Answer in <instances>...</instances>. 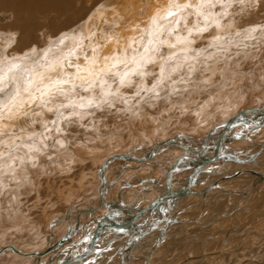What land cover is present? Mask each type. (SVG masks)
Instances as JSON below:
<instances>
[{
    "label": "bare ground",
    "instance_id": "6f19581e",
    "mask_svg": "<svg viewBox=\"0 0 264 264\" xmlns=\"http://www.w3.org/2000/svg\"><path fill=\"white\" fill-rule=\"evenodd\" d=\"M17 1L21 3L25 0ZM59 1L61 0H26L25 2L28 7L37 4H42L41 7H44L52 4L57 7L59 11L63 12L68 6V3L64 5L63 3H59ZM224 1L225 0H114L113 2L111 1L110 4H104L103 2V6L99 5V7L90 12L88 19L83 23L81 28L63 38L59 45L44 49L42 52L44 54L38 61H33L30 58L31 56H26L27 53L22 57L23 60H20V63L13 57L14 54L18 55V57L19 55L22 56L21 53H16V47L11 48L14 44L12 43L14 32H8L5 38H0V92L2 90H7L9 86L7 96L0 98V238L7 239L9 234L14 235L15 232L22 233L29 228L31 233L34 232L33 239L30 242H26L25 244L12 242L11 244L3 245L2 248H0L1 256L2 254H11L12 251H18L19 256L26 258V264L29 262V264H61L66 261L67 258H69L67 262L73 259L76 261V258L78 260L83 255L80 259L82 263L84 259L95 253V248L102 253V251L107 250L109 247L108 245L106 247V244L102 242L97 243L96 241L94 243L92 239L95 236L96 238L100 237V240L102 239L103 241L105 237L103 234L106 230H109L112 235L119 233L120 230L124 232L122 234L130 233L128 230L130 225L124 223L126 219H119L120 223L117 225L122 224L119 230L113 229L112 227H106L105 230H103L101 229V225L107 223L105 219L103 220L105 213L97 215L98 211H106L108 208L106 200L108 203H113L115 201L116 194H114L115 191H112V187L113 185L118 187L119 178L116 177V180L113 179V181L111 177L115 175V170L121 163L124 165H122V171H127L126 169L130 168L133 169L131 173L136 170L137 165H161V167L167 171L165 173V180H167L166 183H164L166 186L165 190L167 191L168 185L174 190L176 189V187H173L174 183L184 181V179L180 178H187L183 177L182 170L195 168V166L191 163L184 162L182 165L180 164L181 169L171 171L170 173L169 170L171 167H167L166 163L163 162L156 163L154 162L155 160L153 161V158L161 156L165 151H170L171 153L175 150L184 151L180 154L181 157L179 160L185 156H199L200 159H203L207 157V154L211 152L210 150L215 147L222 134L221 130H217L216 133L208 135L212 129L234 118L242 110L255 109L258 107L264 111V102H261L256 107L245 108L237 113V105L239 106L241 102L244 103V99H242L243 93L239 96L240 90L238 94H236V90H232V86V88H226L229 83L225 82L231 77L232 83L230 84L236 87L238 81L245 79L247 76L243 71V69L246 71L247 67L242 63L249 61L253 63L259 61L264 62V45L261 44L258 51L257 49L252 51L251 48V43L254 39L258 40L262 39V37L264 39V34H262V32H264V26L262 27V31H253L238 37L236 34H238L239 27H241L239 23H242V19L245 18L250 22L256 9L253 7L254 11L246 9L245 5L254 0H244V2H246L243 6H239L240 8H235L238 4L235 2L237 0ZM217 3L222 4L220 10H217L219 9L216 7ZM211 6L217 9H212L210 8ZM229 12L235 13L234 19L228 17L231 16ZM191 14H194V16ZM257 14L256 12V15ZM79 19H81V16ZM77 22L78 21H75L69 24L72 25ZM199 22L205 26H203V28L198 27L197 23ZM252 28L256 30L254 26ZM61 29L62 27L60 30ZM225 32L229 33L225 34ZM22 33L23 32H21V35ZM225 35L230 38L225 39ZM245 37H253L254 39L252 38L253 40L251 39V42H248L249 39L239 43L232 42V39L239 41L241 38ZM18 40L22 41V38ZM246 43H250L251 47H247ZM19 46L20 43L18 49ZM194 50H197V52ZM259 54H261V57ZM9 55H12V57ZM4 61H6L5 64L3 63ZM16 62H18V65L15 64ZM232 63L234 66H240V69L232 68ZM207 64L210 66V69L200 74L198 69L201 67L203 68L204 65ZM249 65L251 64L249 63ZM263 65L261 68L256 67V70H258L257 68H259V70L262 69L260 72L262 71L263 73L261 72V74L264 76ZM256 75L255 73L254 76ZM218 76H225V87L223 90H219L218 92L215 91L217 92V96L214 97L213 101L205 100V102H203L204 98H202L203 96H201L200 93L202 91H197L196 89H200L201 86L196 83L199 80L201 82L202 80L203 82L207 80L206 83H203V86H210L207 83L212 78L213 80H211V82H214L216 80L214 78H219ZM259 76L261 75L259 74ZM188 80L193 81L190 84L191 86L188 85ZM216 82H218V79ZM179 87L182 88L181 92L183 94L176 97L179 92L177 91L178 93H174ZM190 87L194 90L192 89L193 91L191 90V92L187 94ZM151 91H153V94H151L150 97L157 98V100H160L161 96H166L163 102L160 100L159 103H156L158 104V106H156L157 111L151 109V107L153 108L155 105L153 104L152 106V103L150 104L147 102V99H145L147 98V94ZM172 94H174V96ZM263 96H261V98ZM199 99L202 101L200 102ZM218 100L225 101V104L223 103V106L214 109L217 103L214 102ZM196 101L200 102L202 105L195 109V112L199 114L197 120L200 122L195 128L202 129L205 124L212 122L211 118L222 116L221 123L215 126L211 125L208 129L209 132L206 137L208 138L207 143L210 147L203 156L194 155L192 151H199L203 147L206 137L203 138L199 135L200 138L198 136V141L194 142V139L189 136L192 132L187 134L186 131H179L180 133L168 137L167 127H165L167 121L165 123L163 122L165 119L168 120L172 107L178 106V108L176 107L177 109H183V113H187L191 109L192 104H195ZM139 102H142V104L140 103L141 105H139ZM134 103L138 104L139 107L135 108V106L133 109L132 106ZM200 103L196 106L200 105ZM96 107L100 108L101 112L97 111ZM106 111L110 112L113 116L105 115ZM260 114V111H256L241 115L240 118L234 120V127L230 129L229 134L239 139L242 138V135L246 134L243 131L245 128L247 133L264 129V118H261ZM160 115H162V117ZM226 115L229 116L226 117ZM254 116L259 118V120L248 123V121L251 120L250 118ZM162 118H164V120ZM70 120L75 122L73 125H77V122H79L78 124H82L81 127L83 126L85 130V135L83 137H71L69 136L70 133L69 135L65 133L66 128L69 129L72 126L68 128V126L65 125V123H71ZM240 127L242 128L239 129ZM159 133L162 134V138L158 143L147 145L140 144L144 140H147V138L151 139ZM193 133H196V130L195 132L193 131ZM71 134L73 133L71 132ZM230 142L232 141H228L224 145L225 153H228L227 151L230 148L228 145ZM170 144L176 147L172 148L171 146V148H168ZM22 146H24V148H22ZM142 146L146 147L144 148L145 150H142ZM63 148H66L67 151L63 152ZM232 149L234 150V148ZM154 150H156V152L151 155ZM262 151L263 147H260V150L257 152ZM123 154L129 155L132 158H141V161L117 157V155ZM138 154L140 156H137ZM232 155H236L239 160L214 159L207 164L217 161H226L235 162L239 166L240 164H248L251 168L232 169L226 166L223 170L207 169L203 171V173L199 172L200 174L196 173V171L192 172L189 180L195 177L194 182L198 184H196V187L195 185L189 187L190 192L188 195L191 194L193 198L198 196L202 198V201L199 203L201 207L199 210V212L201 211L199 213L200 215L195 213L197 214H194L196 218L193 216H185L187 213L192 215V212H194L193 210H197L199 206L197 204L198 201L192 198L193 203L178 211V221L165 228L166 231L163 235L162 232L155 231L138 240L140 243H142L143 240H146V242H144V244L142 243L143 250L135 259L141 256V259H144V262L141 264H149L148 256L150 257L153 255L159 244L167 239H173V237L181 236L183 238V232L188 229L191 230L192 226L209 229L207 235H204L200 230L195 231L196 234L202 235V238H200V235L195 234V236L194 232L191 234V236H195V240L199 239L198 241L200 244H203L206 239L209 240L210 238H214L217 232L221 231L224 226H226L233 212H243L255 204L259 199L261 189L264 188V179L261 180V182H257L258 175L264 173V160L261 158L257 159L256 156L258 155L256 154L252 161L249 160H251L254 155H252L250 159H246V155L239 153H233ZM114 156L117 157V159L109 160L114 158ZM86 160L93 161V163L98 165V175L96 174L95 181L98 182L99 190L101 189L102 183V167L105 162L109 160L105 168V176L107 179L105 198L102 200L99 191L98 196H100L97 199L98 201L92 202V204H86L85 202L84 205H79L77 209L71 210L70 213L58 219L48 215L47 219L49 221L47 224L48 226H46L48 233L41 239L39 231H41L40 224L42 222L39 224L37 221L39 226H35L36 220L31 217L25 220L26 215L19 212V210L18 212L15 210L16 205L20 202L18 196L22 195L30 186L36 187L39 185L40 187L41 182H38V177L49 174L51 172L49 170L54 172L56 169L60 173L69 172L70 174L71 170L75 169L78 165L84 164ZM123 162L126 163L124 164ZM238 165L235 166L238 167ZM253 166L257 167V169L253 168ZM90 175H92V173ZM221 176L230 178V182L225 185H220L218 183L214 184L217 181L216 179L221 178ZM149 177V181L154 183L153 178L156 181L154 175L150 174ZM189 180L184 183L187 184ZM156 184L155 186L158 187L156 191L159 192L158 189L162 185ZM183 185L184 184L181 186ZM39 189H37V191L40 192ZM124 191L125 190L120 189L118 193L121 195L123 203ZM166 191L164 192L165 194ZM215 192L219 194L218 197H222L220 200L227 196V200H233V203L220 218L215 217L211 221L203 222L202 218L204 216L215 212V207L211 208L219 201L218 198L214 197L216 195ZM248 192H251L249 193L251 197L249 201L242 204ZM161 193H163V191H161ZM12 194H14L16 198H13ZM163 196L161 195L159 199ZM181 196L183 195L179 194V196L174 199L171 212L177 209L178 204L181 202ZM210 196L214 198L211 199L208 204H204ZM71 197V195H67L64 199L68 202ZM38 200H40L39 197ZM167 207L166 205L164 210H167ZM154 208L157 210L158 206L154 205ZM154 208L148 209L146 215H150ZM118 209L114 212L117 213ZM159 216L160 213L157 210L155 217L151 219L150 216L148 220L149 222H154ZM83 217H85V220L82 221L81 219H83ZM10 218L12 220L11 222ZM197 219L199 220L197 221ZM79 220L82 222L76 224ZM114 221L115 219H113V225H116ZM96 222L101 224H98V226L96 225L97 227L87 232V228ZM177 224H185V226H183L181 230H172ZM55 225L57 227L61 226V228L56 230L54 228ZM65 225L67 226L66 233H64L65 235L63 237L58 239L57 236L59 233L57 231H60ZM69 233L71 235L65 238ZM128 234H126V238L122 239L121 237L118 241V246H115V248H120V246L123 248L126 246L127 238L129 237H127ZM76 236L78 237L76 238ZM205 236L206 239H204ZM109 237L110 234L107 238ZM38 242L40 244H38ZM173 242L174 241H172V243ZM136 243H134V245H136ZM90 245H92L93 251L88 248V250L85 251L86 246L90 247ZM25 246L33 247L34 249L27 251L23 248ZM166 247H168V245ZM99 248H101V250H99ZM125 249L123 251L124 254L120 255V260L122 256H124L125 260L123 264H131L134 259L131 261L128 255H132L131 252L133 248L130 251H126ZM223 249L224 248H216L208 252L202 249L200 253H191V255L186 257L179 264H189L198 259L206 260L212 254L223 252L225 250ZM238 251L240 250L238 249ZM50 254H52L50 259L45 263L44 259ZM143 254L146 255L143 256ZM108 255L109 254L103 253L102 255L96 256V258L98 260H104L103 258ZM111 255H115V253L113 252ZM238 259L230 258L227 263L264 264V257H252L245 260L239 259L241 261ZM120 260L115 264H119ZM18 264L21 263L18 262ZM156 264H166V262H157Z\"/></svg>",
    "mask_w": 264,
    "mask_h": 264
},
{
    "label": "rangeland",
    "instance_id": "374dc122",
    "mask_svg": "<svg viewBox=\"0 0 264 264\" xmlns=\"http://www.w3.org/2000/svg\"><path fill=\"white\" fill-rule=\"evenodd\" d=\"M25 1L20 3L17 0H0V38H2V37L5 38L6 37L5 35L8 32H11V33L14 32L13 33L14 38H13V41H12V43H14V44L11 46V48H15L16 47L17 48V49H15L16 53H21L22 54V56L19 55V57L16 54H14V56H13V57H15V59H17V61H19V63L23 60L22 57L25 55V53H27L26 56H29V57L31 56L30 58L33 61L40 60L42 58V55L44 54V53H42L44 49L59 45L63 38H65L66 36H68L69 34L75 32L76 30H78L79 28H81L83 26V23H85V21L88 19V15L90 14V12L95 10V8L99 7V5L103 6L104 4H110V2L111 1L113 2L114 0H61V1H59V3H63L64 5L68 3V6L66 7V9L63 12L59 11V9L57 7H55V6H53L52 4L46 5L44 7H41L42 4L41 5L37 4V5H33L32 7H28L27 3ZM226 1L227 0H225L224 2H226ZM103 2H104V4H103ZM235 2L238 3V4L236 3L238 7L236 6L235 8H240L241 6H243L245 4L244 0H239V2L237 0ZM253 4H254V6H253ZM18 5H20V6H18ZM216 5H217L216 7L219 8V9H217L216 7L213 8L212 6L210 8L220 10L222 4L221 3H217ZM246 5H245V8L246 9H251L252 11H254V9L256 8L255 12H254L255 16L253 15L251 17L252 19L250 20V22L247 21L246 18L242 19L241 22L244 23L245 25L242 24V23H239V25L241 27H239V32H238V34H236L238 37L239 36H243V35H245L247 33H251L253 31H257V32H258V30L262 31V27L264 26V1H262V0L261 1L254 0L253 2L247 3ZM17 11L18 12L20 11V12L18 13ZM256 12L258 13L257 15H256ZM230 14H231V16H228V17H231V18L234 19L235 13L234 12H229V15ZM191 15L194 16V14H191ZM80 16H81V19H79ZM199 17H200V15H199ZM199 17H198V19H199ZM228 17H226V18H228ZM19 19H21V20H19ZM169 19H171V18H169ZM17 21H19V22H17ZM75 21H78V22L75 23V24H72V25L69 24V23H72V22H75ZM15 24H17V25H15ZM67 24H69V25H67ZM66 26H68V27H66ZM197 26L200 27V28H203V26H205V25H202L199 22V23H197ZM253 26L256 28V30H254L252 28ZM61 27H62V29L60 30ZM21 32H23L22 35H21ZM226 33H229V32H225V34ZM234 33H236V32H234ZM262 34H264V32H262ZM19 38H22V41L18 40ZM228 38H230V37L229 36L225 37V39H228ZM252 38L245 37V38H241V40H239V41L235 40V39L234 40L232 39V42H238L239 43V42L244 41V40L247 41V39H249L248 42H251ZM262 39H263V37H262ZM262 39H258V40L254 39V41L251 43L252 47L250 46V43H246V46L247 47L248 46L251 47L252 51L255 50V49H257V51H258L259 46H261V44L264 45V39L263 40ZM19 43H20V46H19V49H18ZM252 44H255V45H252ZM204 49H206V48H204ZM30 51H32V52H30ZM194 51L197 52V50H194ZM9 56L12 57V55H9ZM259 56L261 57V54H259ZM3 63L5 64L6 61H4ZM241 63H242V60H241ZM249 63L251 65H249ZM15 64L18 65V62H16ZM242 64H244L248 68L247 69L245 67L246 71H245V69H243V71L247 74V76L245 77V79L238 81V84L236 85V87H235V85L230 84V83H232L231 82V80H232L231 77H229L228 80H226L225 76H222V77L218 76L219 78H214L216 80L214 82H211V80H213V78H212L207 83L210 86L205 85L206 87L203 86L204 85L203 83H206L207 80L205 82H203V80H202V82L199 80L196 84L201 86V88L200 89L196 88V89H197V91L198 90L202 91L200 93H201V96H203L202 98H204L203 102H205V100L206 101L207 100L213 101L214 97L217 96L216 95L217 92L219 90H223V88L225 87V82L229 83V85H227L226 88H229V87L232 86L233 88L232 87L231 88H232V90H236V94H238V91L240 90L239 96L241 95V93H243L242 94V99H244L243 100L244 103L241 102L239 104V106L237 105V109H236L237 113H239L242 109L256 107L257 105H259V103L264 102V96H263L264 95V76L261 74L262 71L260 72V70H262V69L259 70V68H257L258 70H256V67H260L261 68L262 65L264 64V62L259 61L257 63H253V62L249 61V62H245V63H242ZM201 68L198 69V71H200V74L206 72L207 70H209L210 66H208V64H207V65H204V67L202 69ZM232 68H238V70H239L240 66H234V64L232 63ZM263 69H264V67H263ZM258 71H259V73H258ZM255 73L257 74L256 76H254ZM259 74L261 76H259ZM217 79H218V82H216ZM188 81H189L188 85L191 86L190 84L193 81L192 80L191 81L188 80ZM158 84H160V83H158ZM211 85H212V87H211ZM8 89H9V86H8ZM192 89L193 88L190 87V90H188L187 94H189ZM7 90H4V91L2 90L0 92V96H1L0 98H4V97L7 96V94H8ZM181 90H182L181 87H179L178 90H176V92L174 94L179 92V94H177L176 97H179L180 95L183 94L181 92ZM215 91H217V92H215ZM151 94H153V91H151L149 94H147V96H146L147 98H145V99H147V102H149L150 104L152 103V106L154 104L155 106L153 108L151 107V109H153L154 111H157L156 110L157 109L156 106H158V104H156V103H159L160 100H162V102H163L166 99V96H161L160 100H157V98L155 99L152 96L150 97ZM174 94H172V95L174 96ZM261 96H263V97L261 98ZM202 98H200V99H202ZM201 101L202 100H200V102ZM200 102L196 101L195 104L193 103L194 105L192 104V107L190 109V110H192V109L193 110L192 111H190V110L188 111V109H187L188 112L185 111L187 113H183L184 110L183 109H177L178 106H175V105H174L175 107L171 108L168 120L167 119L164 120V118H162L164 120L163 121L161 119L164 123L167 121L166 122L167 124H166L165 127H167L166 130L168 131L167 132L168 137L180 133L179 131H184V132L186 131L187 134H188L190 132L193 133V131L195 132V130H196V133H193V134L190 133L189 134V136L191 138H193L194 139L193 141L195 142V141H198L197 139H199L200 136L203 137V138L206 137L207 133L209 132L208 129L210 128L211 125L215 126V125H217V124L222 122V118H221L222 116H220L218 118L217 117H213V118H211L212 122H208V124H205L204 128H202L203 130L199 129V128H195L196 126H198L200 124V122L197 120L198 117H199V114L197 112H195V109L202 105ZM224 102L225 101H222V100L215 101L214 103H216V104L214 106V109H218L220 106H223L225 104ZM140 103L142 104V102H139L138 104L141 105ZM199 103H200V105L196 106ZM138 104L134 103L132 108L135 107V106H136L135 108H138L139 107ZM194 106H196V107H194ZM96 109H97V111L101 112L100 108L96 107ZM105 115L113 116L110 112H107V111L105 112ZM195 115H197V116H195ZM160 116L162 117V115H160ZM227 116H229V115H226V117ZM70 121H71V123L69 122V124L65 123V125L68 126V128L72 125L69 129L66 128V132L65 133L68 134V135L70 133L69 136H71V137H73V136L74 137L75 136L76 137H80V138L83 137L85 135L84 134L85 130H84L83 126L81 127L82 124L81 123L78 124L79 122H77V125H73V124H75V122L73 120H70ZM55 126L57 127L56 124H55ZM241 128L242 127H240L239 129H241ZM204 129L207 130V131H205ZM243 131H244V133H246V134L242 135V137H243L242 138L243 139V142H242L243 145L241 146V148L242 147L243 148L242 149L238 148L237 151L238 152L240 151L239 153H241V154H242V152H244V153L247 152V153L250 154L252 152L259 151L260 147L261 148L263 147V151L262 152H257V154H259V155L261 154L260 156L263 158L264 157V154H263V152H264V134H263L264 129H262V130L260 129L258 131L247 133L246 132V128H245ZM71 132L73 134H71ZM198 136H199V138H198ZM161 138H162V134L159 133V134H156L155 136H153L151 138L152 140L147 138V140H144L140 144H142V145H147V144H151V143L155 144V143H158L161 140ZM237 140H239V139H237ZM237 140H235V141H237ZM239 142H237V143H239ZM171 146L172 145L170 144V146L168 148H171ZM139 147H141V146H139ZM175 147L172 146V148H175ZM22 148H24V146H22ZM144 148H146V147H143L142 150ZM247 148H250L251 150H248ZM253 148L257 149V150H253ZM63 150H64L63 152L67 151L66 148H63ZM142 150H140V151H142ZM183 152L184 151H175L174 150L173 152L170 153V151L169 152L165 151V153L161 154V156H156V158H153V161L155 160L154 162H156V163L163 162V163H166L167 167H171L174 162L179 160V158L181 157L180 154L183 153ZM118 163H120V162H118ZM123 163L125 164L126 162H123ZM122 165L123 164L121 163L119 165L121 167L118 166L119 168L117 167V169L115 170L116 171L115 172V176L119 178L118 184H121V185H118V187L116 185H113L112 191H115L114 192V194H116L115 200H117V202H118V201H122L121 195L118 194L119 190L120 189L125 190L123 192L125 194L124 195V205L126 207H128L130 211L133 210L132 212L136 213V211H138V207H140L139 209H143V207L145 208L147 206L152 205V203L156 200V197H155L156 195L155 194L157 192L156 188H158V187L155 186L156 183H154V185H153V183H151V181H149L150 174L154 175V177H156V180H162L161 179L162 177H164V179H166L165 173L167 171L164 168H161V165H158V164H155V165L153 164L152 166L149 165V164H145V165L142 164V165H137L136 170L131 173V171H133V169H130V168H127L126 169L127 171H122L123 170L122 168L124 166V165L123 166ZM211 165H212V163H211ZM97 166L98 165L93 163V161L86 160V162L84 164L78 165L75 169L71 170L70 174H69V172L60 173L56 169L55 170L53 169L54 172L52 170H49V171L52 172V173L51 172L49 173L50 175L46 174L45 176L41 175V176L38 177L39 178L38 182L39 183L41 182L40 183V187L41 188L39 187V185H37L36 187L30 186V188L28 187V189L25 190L26 192L24 191V193L22 195L18 194L19 195L18 197L20 198V202H19L18 205H16L15 210L17 212L19 210V212H22L23 214H25L26 215V219L25 220H28L27 218H29V217H31L32 219L36 220V222H35L36 224H34L35 226H39V224L42 222L40 224V227H41L40 230L41 231H39V232H40V235H41V239H43L48 233L47 232L48 229L46 227V226H48L47 224H48V221H49L47 219L48 215L50 217H52V218L54 217L55 219H58V218L64 217L65 214L70 213L71 210H73L75 208L77 209V207L79 205H81V204L84 205L85 202H86V204H88V203L92 204V202L94 203L95 201H98L97 199L100 196V195L98 196L100 190L98 189V186H99L98 182L95 181V178H96L95 176L98 175V167ZM156 167L159 168V169H156ZM143 169L145 171L149 172V174L146 175L149 178H148L147 181H145V184H144L143 187H137V181L136 182H132V181L124 182L125 179L127 178V176H129L130 174H132V175L135 174L137 170L145 175L146 173H145V171H143ZM190 169L192 170V172L196 171V168H190ZM190 169L187 170V172H189ZM203 169L207 170V168H204V167H203ZM209 169L215 170V167L212 166V167H209ZM55 171H57V172H55ZM90 172L92 173V175H90L91 174ZM200 173H203V171H200ZM82 175H83V177H82ZM183 175H185V174H183ZM85 176L86 177L88 176L87 179H86ZM68 177H70V178H68ZM164 181H159V182L163 183ZM78 182H81V183H78ZM123 182H124V184H127L126 185L127 187L123 186L124 185V184H122ZM183 184L185 185V183H183ZM196 184H198V183L193 182L190 186L195 185V187H196L197 186ZM122 187H126V188H122ZM37 189H39L40 192L37 191ZM80 189H82V190H80ZM25 193H26V195H25ZM66 193H68V194H66ZM249 193H251V192H248V194ZM248 194H247V196L250 198L251 194H249V195ZM12 195L11 196L13 198H16V196L14 194H12ZM23 195H24V197H23ZM67 195H71L72 196L70 198V201H68V202L65 201V199H64V197L67 196ZM142 196H143V198H142V201H141L139 199ZM260 196H261V198H260ZM260 196H259L260 200H259L258 203L261 204V205L263 204V208H264V188L261 189ZM38 197H39L40 200H38ZM194 197H196V196H194ZM192 198L193 197H191L190 199H192ZM196 198H197L196 200L198 201L197 204H199L202 201V198H199V196L196 197ZM138 203H140L141 206H138ZM45 208H47V209H45ZM193 211H194L193 215L195 213L199 214L198 210H193ZM101 213L103 214V212H101ZM145 215H146V213L144 214V216H142L140 218H144ZM250 215L251 214L245 213L246 217H249ZM123 216H128V218H129V219H126V217H124V219H126V221H124V223H126V225L127 224L130 225L131 223L137 222V220L140 219V218H137L136 220H134L133 217L129 216L128 214H124ZM176 217H177V215H176ZM235 217H236V215H235ZM11 218H12V216H11ZM11 218H10V222L12 221ZM194 218H196V217H194ZM72 219H74V218H72ZM117 220L118 219L116 218V221ZM132 220H133V222H132ZM198 220L199 219H197V221ZM37 221L39 222V224H38ZM208 221H211V220H208ZM253 224H254L255 227H257V229H256V234L258 235L257 237L263 235L264 234V214L261 217H259L257 220H254V221H252V223L246 224L245 226H238L239 224H236L235 220H233V219L229 220V222L226 224V226H224V228L216 234L217 237H221L222 243L220 245H217L216 236L214 238H210L209 239V246H210V247L208 246L209 250H213V249H216V248H224L225 250L223 249L224 250L223 252L212 254L211 256H209L208 263L209 264H228L227 262L229 261L228 259H230V258L236 259V260L238 258L239 259H243V260L250 259L252 257L263 258L264 257V239L262 241L263 246L259 250V253H261V254H259L258 252L252 250L255 247V245H256L255 243L254 244H249L247 242L244 243V241H243V239L244 240L246 239L245 235L250 230H252V225ZM177 225L178 226L182 225V227L185 226L183 224H177ZM91 226H95V225L92 224ZM54 228L57 230V229L61 228V226L57 227L55 225ZM173 228H172V230H173ZM191 228H193V226ZM29 229H27L25 232H22V233L15 232L14 235L13 234L12 235L9 234L7 239L0 238V240H1L0 241V248H2L3 245H8V244H11L12 242H19V244H25L26 242L32 241L34 232L31 233V231ZM65 230H66V227L63 226L62 229H60V231L59 230L57 231L59 233L58 236H57L58 239L64 236V233L66 232ZM207 230L209 231V229H207ZM35 232H37V231H35ZM119 232L122 233L123 231L121 232V230H120ZM195 234L196 233H194V235ZM114 235H112V236H114ZM196 235H200V234H196ZM186 236H190V235L186 234ZM77 237L78 236H76V238ZM202 237L203 236L200 235V238H202ZM257 237L255 238L256 243L262 240V238H257ZM176 238H179V239H176ZM174 240H175V242H178L179 240H182V237L181 236L180 237H174ZM238 241H239L240 245L238 244ZM252 241L253 240H251L250 243ZM35 242H36V240H35ZM39 242H38V244H40ZM233 242H237V244H238L237 247L238 248H235V245L230 244V243H233ZM227 243H229V244L227 245ZM116 244H118V241L114 243V246ZM204 244H205V242L203 243V245ZM162 245H163V243L160 246L157 247V249L155 250V252L153 253L152 256H150V257L148 256L149 264H156L157 262L158 263H160V262L162 263L163 261L167 263V256H169L170 253L173 254V251H175L174 247L172 248L170 245H168V247H165V246H162ZM241 245H243V246H241ZM218 246H221V247H218ZM25 247H28V248H25ZM25 247H23V248H24V250H27V251H31V250L34 249L33 247H29V246H25ZM245 247L247 249H245ZM238 249L240 251H238ZM138 250H141L140 246H139ZM193 250L196 251L197 248H195ZM206 252H208V251H206ZM162 253H164V254H162ZM11 254H4V255L2 254V256L0 254V264H18V262L21 263V264H26V260H25L26 258H24L22 256H19L18 255V251L17 252L16 251H12ZM145 255L143 254V256H145ZM147 255H148V253H147ZM227 255H228V257H227ZM237 256H238V258H237ZM119 257H120V255H116L113 258L117 259ZM169 258H172V257H169ZM139 259H141V256L138 257V259H134L131 264H138L137 262H138ZM184 259H180V261H177L178 259H176L177 262L175 264L181 263ZM143 262H144V259H141V263H143ZM107 264H109V263H107Z\"/></svg>",
    "mask_w": 264,
    "mask_h": 264
},
{
    "label": "crops",
    "instance_id": "0c3cea01",
    "mask_svg": "<svg viewBox=\"0 0 264 264\" xmlns=\"http://www.w3.org/2000/svg\"><path fill=\"white\" fill-rule=\"evenodd\" d=\"M263 134H264V132H263ZM262 134V135H263ZM243 138V137H242ZM242 138H239V140H237V141H232V142H230L229 143V150L227 151L228 153H230V154H233V153H239L237 150H238V148H241V146L243 145V139ZM242 139V140H241ZM240 141V142H239ZM237 142H239V143H237ZM242 143V144H241ZM249 146V145H248ZM247 146V147H248ZM234 148V150L232 149V148ZM243 148V147H242ZM241 148V149H242ZM248 150H251L250 148H247ZM253 150H257V149H254L253 148ZM239 154H241V153H239ZM258 155V156H256L257 157V159H262V160H264V157L262 158L259 154H257V151H255V152H252V153H247V152H242V155H246L245 156V158L246 159H250L251 157H252V155ZM263 154H264V152H263ZM136 155V154H135ZM137 156H140L139 154L137 155ZM262 160H259V161H262ZM211 164H207V166H204V168H207V169H209V167H212V166H214L215 167V170H223L226 166H228L229 168H232V169H235V168H237V169H243V168H251V166H249L248 164H240V166L237 164V163H235V162H220V161H217V162H214V163H212V165L210 166ZM238 165V167H236V166ZM119 168V167H118ZM162 168V167H161ZM253 168H256L257 169V167H255V166H253ZM156 169H159V168H157L156 167ZM190 169V168H189ZM189 169H184V170H182L183 171V174H185V175H183V177H187V178H180V179H184V181L183 182H176V183H174L173 184V187L175 188H178V187H180L185 181H187V180H189V177H190V175H191V173H192V170L190 169V171H189V173H187V170H189ZM162 170V169H161ZM129 171V170H128ZM143 171H145L144 169H143ZM164 171V170H163ZM145 175L144 174H142L140 171H136V173L135 174H130L129 176H127V178L125 179V181L124 182H127V181H132V182H136L137 181V187H143L144 186V184H145V181H147L148 180V178L149 177H147L146 175H148L149 174V172L148 171H145ZM166 176V175H165ZM116 180V176L115 175H112V177H111V180ZM162 180H156L155 181V179L153 178V180H154V183H157L158 182V185H162V186H160L159 187V192L157 191L156 192V200L157 199H159V197L162 195H164L165 193V189H166V186H165V184L164 183H166V181L167 180H165L164 179V177H162L161 178ZM113 180V181H114ZM165 180V181H164ZM217 181L214 183V184H220V185H225L226 183H229L230 182V178H226V177H223V176H221V178H218V179H216ZM159 181H164L163 183L161 182H159ZM124 182L122 183V184H124ZM151 183H153V182H151ZM154 183H153V185H154ZM140 184V185H139ZM177 184V185H176ZM119 185H121V184H119ZM127 184H124L123 186H126ZM173 188V189H174ZM161 191H163V193H161ZM215 198H218L219 199V201L214 205V206H212L211 208H214L215 209V212L214 213H211V214H208L207 216H204L203 218H202V221L204 222V221H208V220H212V219H214L215 217H217V218H220V216H222L228 209L227 208H229V206H231V204L233 203L232 201H230V200H227V196H225V197H223V199H221L220 200V198H222V197H218L219 196V194H217L216 192H215ZM191 194L190 195H188V194H186V195H183V196H181V202L178 204V207H177V209H174L172 212H171V214H170V218H172L173 216H175V215H177V213H178V211L180 210V209H182V208H185V207H187L188 205H190L191 203H193V199H197V198H193V199H190L191 198ZM213 196H210V197H208V199L206 200L207 202L206 203H204V204H208V202L211 200V199H213L214 198ZM113 198V197H112ZM142 198H143V196L142 197H140V199L139 200H141L142 201ZM199 198H200V196H199ZM260 198H261V196H260ZM260 198L255 202V204H253L252 206H250L248 209H246V210H244L243 212H239V213H237V212H233L232 213V216H231V218H230V220H235L236 221V224H239L238 226H245L246 224H250V223H252V221H254V220H257L259 217H261L263 214H264V208H263V204L261 205V204H259L258 202H259V200H260ZM226 200V201H225ZM247 201H249V197L247 196L246 198H244V200L242 201V204H244V203H246ZM113 203H117V201L115 200ZM258 203V204H257ZM199 205V204H198ZM138 206H141L140 205V203H138ZM140 207H138V211L139 210H141V209H139ZM201 209V207H200V205L198 206V208H197V210H198V212H199V210ZM225 209V210H224ZM107 210V209H106ZM158 210V209H157ZM157 210H156V208H154V210H153V214L151 213L150 215H146L144 218H142V219H148V218H150V216H151V219H152V217H155V215L157 214ZM105 211V210H104ZM103 210H102V212L103 213H106V211L104 212ZM222 211V212H221ZM100 211H98L97 212V215H101L102 213L100 212ZM99 213V214H98ZM200 213V212H199ZM245 213H247V214H251L249 217H246L245 216ZM118 214V215H117ZM124 214H126L125 212H122L121 210H119L118 209V211H117V213H116V217H117V219H118V223H117V221H116V218H112V219H115V221H114V224L116 223V224H119L120 222V220L119 219H121L122 220V218H124V217H126V219H129L128 218V216H123ZM120 215H122V216H120ZM153 215V216H152ZM195 215H197V214H195ZM195 215H193V212H192V215L190 214V215H188V213L187 214H185V216H188V217H190V216H195ZM219 215V216H218ZM235 215H236V217H235ZM122 217V218H121ZM184 218V217H183ZM254 218V219H253ZM142 219H140V220H142ZM82 221L83 220H85V217L83 218V219H81ZM81 220H79V221H77L76 222V224H79V223H81L82 221ZM113 221V220H112ZM149 221V220H148ZM123 223V222H122ZM98 224L99 223H95L94 225L95 226H92L91 227V225L87 228V232H89V230H91V229H94L95 227H97L98 226ZM101 224V223H100ZM99 224V225H100ZM97 225V226H96ZM183 225H185V224H183ZM178 226V225H177ZM177 226H175L173 229L175 230V229H177V230H181L182 229V225H179L178 227ZM65 227H66V230H67V226L65 225ZM256 229H257V227H255L254 226V224L252 225V230H250L246 235H245V237H246V239L244 240L243 239V241H244V243H249V244H256L255 245V247L252 249V250H254V251H256V252H258L259 253V250H260V248L263 246V244H262V241H263V239H264V234L263 235H261V236H259V237H257L258 235L256 234ZM65 230V231H66ZM200 230V232H202L204 235H207L208 233H209V231L206 229V228H204V227H197V226H194L193 228H191V230H187V231H185V232H183V238H182V240H179L178 242H175V240H174V237H173V239L172 238H170V239H167L166 241H164L163 242V246H167V245H169V243H170V246L171 247H174V249H175V251H173V255H172V253H170V255L169 256H167V263L166 264H170V263H172V264H175L177 261H180V259H184V258H186V257H188L189 255H191V253H200L201 251H202V249H205L204 251H209V240H207L206 239V236H205V238L204 239H206V241H205V244L203 245V244H200V242H198V240H195V236H191V234H192V232H194L195 233V231H199ZM95 231V230H94ZM171 232V231H170ZM262 232V231H261ZM66 233V232H65ZM120 233V232H119ZM119 233H116L113 237L111 236L112 234L109 232V230H106L105 232H104V234L103 235H105V237H104V240L102 241V239L100 240L99 239V241L97 240V243H99V242H102V243H104V244H106V247H107V245H108V249L107 250H105V251H102V253H100L99 251H98V249L97 248H95L96 249V251H95V253H93V254H91L90 256H88L86 259H84L83 261H82V263L81 264H107V263H109V264H115V263H117L119 260H120V258H121V256L119 257V258H117V259H114L113 257L114 256H116L117 254L118 255H123L124 254V249H125V247H121L120 246V248H115V246H118V244H116L115 246H114V243L115 242H117V241H119V239H121V237H122V239L123 238H126V234H128V233H125V234H119ZM218 233V232H217ZM110 234V237L109 238H107V236ZM186 234H189L190 236H186ZM65 235V234H64ZM129 236V234L127 235V237ZM112 237V238H111ZM120 237V238H119ZM244 237V238H245ZM262 238V240L261 241H259V242H257L256 243V241H255V238ZM119 238V239H118ZM118 239V240H117ZM176 239H179V238H176ZM191 240V241H190ZM196 242H195V241ZM251 240H253L251 243H250V241ZM111 241H113V242H111ZM172 241H174L173 243H172ZM190 241V242H189ZM193 241V242H192ZM86 242H87V240H86ZM144 242H146V240H143L142 241V243L144 244ZM216 242H217V245H220L221 243H222V241H221V237H217L216 236ZM142 243H140V241H138V243L136 244V245H134L133 246V251L131 252V254L133 255H128V257L130 258V260L132 261L133 259H135V257H137L139 254H141L140 252H142V246H143V244ZM168 243V244H167ZM172 243V244H171ZM192 243V244H191ZM141 244V245H140ZM149 244L151 245V243L149 242ZM162 244V243H161ZM161 244H159L158 246H160ZM167 244V245H166ZM190 244V245H189ZM229 243H227V245H228ZM230 244H232V245H235V248H238L237 246H238V244H239V241H238V244H237V242H233V243H230ZM139 246L141 247V250H138V248H139ZM209 246V247H208ZM164 247V248H165ZM195 248H197V250L196 251H194L193 249H195ZM110 249V250H109ZM120 249V250H119ZM245 249H247L246 247H245ZM244 249V250H245ZM99 250H101V248H99ZM115 253V255H111L112 253ZM103 253H105V254H109L108 256H106L105 258H103L104 260H102V259H97L96 258V256H98V255H102ZM174 254H175V256H174ZM259 254H261V253H259ZM51 255L52 254H50V255H48V257H46L44 260V262L45 263H47L48 262V260L50 259V257H51ZM94 255V256H93ZM169 257H172V258H169ZM94 259V260H93ZM173 259V260H172ZM176 259H178L177 261H176ZM31 260H32V258H31ZM30 260V261H31ZM97 260V261H96ZM208 258L205 260H203V259H198V260H195V261H192V263H189V264H209L208 263ZM57 261V260H56ZM55 261V262H56ZM100 261V262H99ZM113 261V262H112ZM175 261V262H174ZM239 261H241V260H239ZM95 262H98V263H95ZM111 262V263H110ZM30 263V262H29ZM28 263V264H29ZM138 264H141V259H139L138 260V262H137Z\"/></svg>",
    "mask_w": 264,
    "mask_h": 264
},
{
    "label": "water",
    "instance_id": "95a60500",
    "mask_svg": "<svg viewBox=\"0 0 264 264\" xmlns=\"http://www.w3.org/2000/svg\"><path fill=\"white\" fill-rule=\"evenodd\" d=\"M256 111H260V117L264 118V111H262L260 108H255V109H246V110H242L238 115H236L234 118L230 119L227 122H224V124L216 126L214 129H212L208 135H212L214 133H216L217 130H221L222 134L220 136L219 141L217 142V144L215 145L214 148H212L209 154H207V157L200 159L199 156H195V157H183L180 160H177L176 162H174L169 170V172L171 173V171H176L177 169H181L180 164L182 165L184 162H188L191 163L192 165L195 166L196 168V173H199L200 171H205V169H203V166L207 165V163L213 161L214 159H233V160H239L238 157L236 155H232V154H228L225 153L224 151V145L226 142L228 141H233L236 140L237 138L233 137L232 135L229 134L230 129H232V127H234V120L238 119L241 117V115H245V114H249L252 112H256ZM251 120L248 121V123H253L259 120V118L257 117H252L250 118ZM207 137H206V141L203 145V147L197 151H192V153L194 155H201L203 156L204 154L207 153V150L209 149L210 145H208L207 143ZM171 141H173L172 139H170ZM156 149V148H155ZM156 152V150H154L151 155H153ZM189 152V151H187ZM117 157H121L124 159H133L135 160H139L141 161V158L138 157H130L129 155H117ZM117 157L114 156V158H111L109 160L112 159H117ZM255 155L252 157L251 160H254ZM109 160H107L104 164V166L102 167V171H101V177H102V183H101V189H100V195L101 198L103 200V198H105L106 196V191H107V182H106V176H105V168L106 165L108 164ZM264 179V173H261V175H258V180L257 182H261V180ZM195 177L194 178H190L189 182L187 184H185L184 186H180L179 188H176L174 190L171 189V187L168 185L167 187V191L166 194L161 197L160 199L155 200L152 205H150L147 208H143L139 211H137L136 213L132 212L129 210L128 207H126L124 205V203L122 201H118L117 203H108V201L106 200L107 203V210L106 213L103 217V220L105 219V221L107 223H104L103 225H101V229L105 230L106 227H112L113 229L119 230V227H121V225H113V219L112 218H117L116 217V213L114 211H116V209H120L122 212H126L129 216L133 217L134 219L139 218L140 216H144L145 213H147L148 209H153L154 205L158 206V211L160 213L159 218H156L154 222H149L148 219H142V220H137V222H134L130 224L129 226V231H130V235L127 238V244L125 246V250L126 251H130L134 245V243H136L140 238H142L145 235L154 233L155 231H160L162 232V235L165 233L167 227H169L171 224H173L174 222H177V217L176 215L173 216L172 218H170V214H171V208L173 205V201L174 199L179 196V194H188L189 191V187L190 185L194 182ZM105 200V199H104ZM167 207V210H164L165 206ZM102 220V222H103ZM125 227V226H124ZM101 232V231H100ZM71 234H67L65 236V238L69 237ZM98 239H100V237L96 236L92 239L93 242L95 243ZM91 243V242H90ZM90 249L91 251H93L92 249V245H90V247H87L85 249ZM87 249V250H88ZM83 257V255L80 257V259ZM69 258L66 259V261L62 262L61 264H81V260L76 258V261L71 260L69 262H67ZM125 260V257L122 256V259L120 260L119 264H123ZM73 261V262H72Z\"/></svg>",
    "mask_w": 264,
    "mask_h": 264
},
{
    "label": "snow or ice",
    "instance_id": "6c2138e0",
    "mask_svg": "<svg viewBox=\"0 0 264 264\" xmlns=\"http://www.w3.org/2000/svg\"><path fill=\"white\" fill-rule=\"evenodd\" d=\"M85 251H87V249H85Z\"/></svg>",
    "mask_w": 264,
    "mask_h": 264
}]
</instances>
